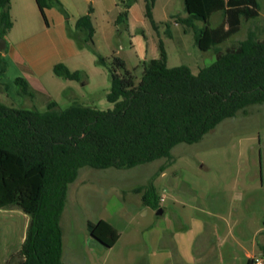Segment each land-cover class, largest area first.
Returning a JSON list of instances; mask_svg holds the SVG:
<instances>
[{"label": "rangeland", "instance_id": "rangeland-1", "mask_svg": "<svg viewBox=\"0 0 264 264\" xmlns=\"http://www.w3.org/2000/svg\"><path fill=\"white\" fill-rule=\"evenodd\" d=\"M72 1L73 9L61 2L63 12L54 7L65 19L75 14L80 18L91 7L93 43H85L84 34L74 30L71 46L56 47L55 53L64 56L60 62L70 71H80V79L63 78L52 69H39L29 62L19 66L21 72L17 74L1 58L4 72L0 75V103L40 111L46 110L50 102H55L59 110L71 104L112 109L113 103L107 100L112 57L123 59L126 68L139 78L143 62L159 56L160 41L168 66L187 65L196 73L215 60V48L200 50L192 30L181 22L187 15L183 0H153L151 20L155 27L146 17V0L132 4L126 25L116 22L121 0ZM258 1L259 15L243 20L240 30L217 48L244 39L249 29L257 37H264V0ZM24 2L14 0L18 10H24L20 6ZM11 18L17 20L8 34L11 41L39 30L24 27L26 17L22 13L13 12ZM221 19L222 13L218 12L211 16L209 25L216 26ZM34 20L40 28L44 25L38 9ZM99 57L105 59V65L98 62ZM17 77L29 83L31 96L18 93L14 83ZM171 155V159L160 158L130 168H80L68 186L60 218L62 263L145 264L144 229L156 221L157 209L144 204L135 189L151 181L156 193L164 188L167 200L162 204H170L167 212L173 211L171 201L177 198L193 204V216L206 221L209 245L201 264H245L246 253L260 254L259 245L264 241V103L249 105L224 119L196 143L175 145ZM160 167L166 172L162 178L156 177ZM99 219L118 230L120 236L112 248L103 246L87 231L86 222ZM28 222V215L16 204L0 209V264H18Z\"/></svg>", "mask_w": 264, "mask_h": 264}, {"label": "trees", "instance_id": "trees-1", "mask_svg": "<svg viewBox=\"0 0 264 264\" xmlns=\"http://www.w3.org/2000/svg\"><path fill=\"white\" fill-rule=\"evenodd\" d=\"M135 1H120L117 23L127 24ZM35 3L45 21V8L58 6L64 11L59 0ZM183 4L187 15L181 22L192 30L195 45L202 51L215 48V60L196 73L187 65L168 66L160 41L159 56L143 62L139 78L123 59L112 57L107 93L112 109L71 104L59 110L50 102L40 111L0 103V209L16 204L29 216L18 264H63L60 218L68 186L80 168L122 169L171 159L175 145L196 143L224 119L264 103V37L249 29L237 43L216 47L239 31L243 20L259 15V1L183 0ZM152 5L153 0H146L150 20ZM215 12H221L222 19L211 27ZM91 13L89 7L76 22V30L89 44L94 33ZM11 27L10 0H0V38ZM98 62L106 63L103 57ZM52 70L63 78L80 79V71H70L61 62ZM3 72L0 57V75ZM14 83L18 93L31 96L24 78L17 77ZM135 191L144 204L160 207L152 181ZM86 227L107 248L119 238L118 230L104 219L88 220ZM260 249L264 254V245Z\"/></svg>", "mask_w": 264, "mask_h": 264}, {"label": "crops", "instance_id": "crops-1", "mask_svg": "<svg viewBox=\"0 0 264 264\" xmlns=\"http://www.w3.org/2000/svg\"><path fill=\"white\" fill-rule=\"evenodd\" d=\"M59 1L67 4L72 9L75 8L72 0ZM24 3L25 5L20 3L21 8L24 10H18L14 0H10L11 17H13V12L22 13L26 17L23 19L24 27H39V30L36 34H28L17 41H11L8 38V34L12 32L17 24V20L11 18L12 27L4 38H0L5 42L4 49L0 52V57L6 60V63H10L17 74L21 72L19 66L21 67L24 63L28 64L27 62L39 69L41 67H45V70L52 69L56 63H59L64 58L62 55L57 56L55 48L66 45L68 47L71 46V34L74 33V30L77 31L76 22L79 14H75L74 17L69 16L66 20L57 12L56 7L45 8L46 21L42 18L44 25L40 28V25L34 20V11L38 9L35 0H25ZM132 8L133 5L129 8L128 18ZM216 13L218 12L214 14ZM48 17H51V20ZM71 52L69 53L71 54ZM164 169L159 171L156 177L162 178L166 176ZM163 191L164 188L157 191L159 208L162 209V212L161 214H156V221H153L154 223L144 229V231L146 230L144 247L147 249L145 264H201L208 252L209 245V239L205 238L206 221L200 216H196V218L193 216V210L196 209L193 204L177 198L171 201L174 207L173 211L167 212L166 209L170 204H162L167 200ZM261 245H264L263 239L259 247ZM254 255L256 254L246 253L247 261ZM247 261L245 264H247Z\"/></svg>", "mask_w": 264, "mask_h": 264}, {"label": "built area", "instance_id": "built-area-1", "mask_svg": "<svg viewBox=\"0 0 264 264\" xmlns=\"http://www.w3.org/2000/svg\"><path fill=\"white\" fill-rule=\"evenodd\" d=\"M250 264H264V254L260 253L250 258Z\"/></svg>", "mask_w": 264, "mask_h": 264}, {"label": "water", "instance_id": "water-1", "mask_svg": "<svg viewBox=\"0 0 264 264\" xmlns=\"http://www.w3.org/2000/svg\"><path fill=\"white\" fill-rule=\"evenodd\" d=\"M4 46H5V42L3 41V39H0V52L3 51ZM161 212H162V209L159 208V209L156 211V214H161Z\"/></svg>", "mask_w": 264, "mask_h": 264}]
</instances>
